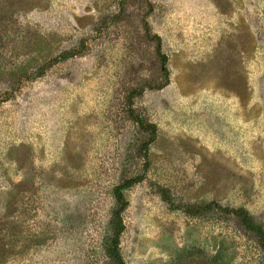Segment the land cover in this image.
Segmentation results:
<instances>
[{
  "label": "rangeland",
  "instance_id": "rangeland-1",
  "mask_svg": "<svg viewBox=\"0 0 264 264\" xmlns=\"http://www.w3.org/2000/svg\"><path fill=\"white\" fill-rule=\"evenodd\" d=\"M141 174L127 264L264 262L233 215L160 190L264 227V0H0V264H114L113 189Z\"/></svg>",
  "mask_w": 264,
  "mask_h": 264
},
{
  "label": "trees",
  "instance_id": "trees-1",
  "mask_svg": "<svg viewBox=\"0 0 264 264\" xmlns=\"http://www.w3.org/2000/svg\"><path fill=\"white\" fill-rule=\"evenodd\" d=\"M157 53L162 61V68L166 76L169 74L168 69V56L163 51L161 40L158 41ZM72 54H64L65 57H69ZM146 130L151 133V137L146 141L142 149L144 150L145 156L149 149V145L154 142L157 128L155 124H146ZM147 164V162H146ZM144 179V174L136 175L127 179H124L119 184H117L113 189V195L115 199V205L112 210V215L110 219V229L111 232L107 238L105 248L110 259L114 264H127L122 253H121V235L125 229L123 213L127 209L129 204L128 199L126 198V190L132 187L133 185L140 183ZM162 192V197L170 203V206L174 209H183L186 213L192 216H207V215H220L228 216L233 215L239 223L255 237V240L258 243L259 248L264 253V227L260 224L254 215L245 207H228L223 206L217 201H210L204 203H179L175 202L167 195V190L160 189ZM264 264V262L262 263Z\"/></svg>",
  "mask_w": 264,
  "mask_h": 264
}]
</instances>
